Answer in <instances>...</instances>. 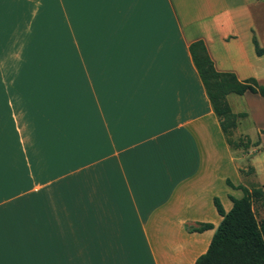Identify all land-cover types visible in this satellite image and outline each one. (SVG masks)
<instances>
[{
  "label": "crops",
  "instance_id": "1",
  "mask_svg": "<svg viewBox=\"0 0 264 264\" xmlns=\"http://www.w3.org/2000/svg\"><path fill=\"white\" fill-rule=\"evenodd\" d=\"M44 17L76 34V56L0 67V264H195L223 218L214 198L229 211L243 163L264 167V125L241 130L264 122V96L227 97L247 113L232 135L251 139L245 157L189 46L264 84V0H0V62Z\"/></svg>",
  "mask_w": 264,
  "mask_h": 264
},
{
  "label": "trees",
  "instance_id": "2",
  "mask_svg": "<svg viewBox=\"0 0 264 264\" xmlns=\"http://www.w3.org/2000/svg\"><path fill=\"white\" fill-rule=\"evenodd\" d=\"M69 42L75 45V42ZM253 43L256 53L259 56L264 55V47L260 45L255 34ZM189 49L228 144L236 149L250 148L252 141L248 136L246 140L232 137L238 127L239 118L246 117L247 113L234 112L227 97L231 93L242 95L246 91L264 96V84L256 77L239 79L234 72L217 70L202 39L193 41ZM48 57L46 55L44 58ZM29 59H38V56ZM260 132L264 133V129ZM259 141L260 139L256 144ZM229 183L233 185L230 180ZM236 187L242 189L243 195L230 196L233 206L229 211H226L219 197L214 198L215 206L223 218L215 229L207 251L197 258L195 264H264V216L259 220L254 208L257 202L264 209V187H248L244 184ZM214 227L212 223H201L193 230L202 232Z\"/></svg>",
  "mask_w": 264,
  "mask_h": 264
},
{
  "label": "rangeland",
  "instance_id": "3",
  "mask_svg": "<svg viewBox=\"0 0 264 264\" xmlns=\"http://www.w3.org/2000/svg\"><path fill=\"white\" fill-rule=\"evenodd\" d=\"M37 5L39 7L40 2H38ZM54 19L55 18L53 17H48V18L44 17L42 20L43 22L42 23L40 22L38 24L37 30L35 29V32L32 34L31 37L23 38L25 34H20L21 41L20 44H18V47L7 48L1 51L3 53L2 55L4 56L0 62V67H2L1 72H4L5 76H12L14 73L19 72L20 67L24 65L26 62H28L29 67L35 70L40 66L41 63H43L46 60H49V59H43L46 55L49 56L48 58H52V60H57L62 57L75 58L76 56L75 45H73L69 41L75 42L76 34L72 32H61L60 30L61 18L58 20V24H59L58 26L53 27L51 26L50 23L47 24L48 20H54ZM262 25H264V23H262ZM23 45H25V47ZM26 46H31V48L34 46L36 47L30 49L29 47L26 48ZM27 56L28 57L38 56V59L27 60ZM255 105L256 107L260 108L262 104L260 101H258L256 102ZM260 121L256 120L255 114L254 117L252 118H245L242 120L241 130L245 132V134L249 135L251 138L258 139L260 135L258 125H264V122L262 120ZM240 137L243 138V140L247 139V136H245L244 134H242ZM258 144H256V146H258ZM239 149H240L239 153L245 154V157L251 155L250 151L252 149L250 148L248 149L239 148ZM260 149H262V147H257L255 150H253V153L258 152ZM263 156H264V152L261 155V158H263ZM238 160H240L239 163L242 162L240 158L236 159V161ZM243 165H244V167L242 166L243 175L241 176H242V181L246 186L251 187L254 185H262L261 183L264 184V167H261V165L259 164L260 165L259 174L255 175L254 167L250 163L246 161L245 164L243 163ZM238 178H239L238 175L234 176V179H238ZM254 208L256 211L257 218L260 220L264 216V209L261 206V204L257 202L254 204Z\"/></svg>",
  "mask_w": 264,
  "mask_h": 264
}]
</instances>
